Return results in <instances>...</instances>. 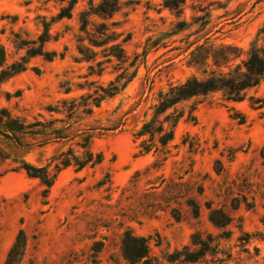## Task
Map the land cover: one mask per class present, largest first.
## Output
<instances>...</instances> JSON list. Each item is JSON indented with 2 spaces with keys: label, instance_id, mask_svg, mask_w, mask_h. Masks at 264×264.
I'll list each match as a JSON object with an SVG mask.
<instances>
[{
  "label": "rangeland",
  "instance_id": "1",
  "mask_svg": "<svg viewBox=\"0 0 264 264\" xmlns=\"http://www.w3.org/2000/svg\"><path fill=\"white\" fill-rule=\"evenodd\" d=\"M120 2L110 18L92 17L106 37L82 29L88 0L69 18L58 17L68 0H0V45L7 64L23 67L0 81V108L19 123L12 134L0 128V264L20 230L18 264H122L126 230L148 238L152 263L188 245L198 261L184 264H264V108L205 99L178 122L165 159L139 152L132 135L157 90L194 71L188 43L264 49V0H185L179 16L163 0ZM113 43L127 62L105 56ZM110 80L118 88L107 96ZM86 134L101 163L61 167L50 187L27 176V164L54 174L61 151L81 155ZM220 211L231 218L223 227L209 219Z\"/></svg>",
  "mask_w": 264,
  "mask_h": 264
},
{
  "label": "trees",
  "instance_id": "2",
  "mask_svg": "<svg viewBox=\"0 0 264 264\" xmlns=\"http://www.w3.org/2000/svg\"><path fill=\"white\" fill-rule=\"evenodd\" d=\"M78 1L82 0H68V5L60 8L58 17H71V9ZM184 2L185 0H163L162 4L179 16L182 13ZM120 8V0H98L97 2L88 0V7L79 13L82 29L86 33H91L87 32V26L92 24L95 27L93 28L94 34L98 33L107 37L101 31L102 27L98 29L97 25L92 23V17L108 19ZM38 38H40L42 50L44 42L50 38L48 24L44 25L43 31ZM109 41V39H106V41L92 44L101 46ZM197 41L188 43L183 50L190 49L187 65L192 67L194 71L182 80L169 82L165 88H159L152 103L144 112V119L140 126L133 131V138L139 140V152L148 153L153 151L154 153L162 154L165 159L170 151L169 144L174 139V130L178 122L183 117L187 120H193L197 105L215 95L225 103L247 101L253 110L264 108V49L253 43L248 48L224 42L217 44L210 40L209 37H205L200 43H197ZM105 48L108 49H104L105 56L108 59L113 57L118 64L127 62V57L119 43H113ZM137 56L139 55L136 54L134 59L129 62V66L136 64ZM83 58L89 60V57L85 55ZM99 63L100 61H96V64ZM22 69L23 67L15 62L7 64L6 52L0 45V81ZM148 82L152 83L153 81L149 79ZM108 84L109 86L104 90V94L112 96L117 92L118 85L113 80H110ZM149 88L151 89V85ZM73 107L74 103L68 110L71 112ZM233 118L237 119L238 123H244L246 116L242 112L234 111ZM18 124L17 120L13 119L6 109L0 108V128L3 132L12 134L18 131ZM57 137L61 136L57 135ZM80 137L81 141L77 144L83 148L81 155H76L71 150L67 152L61 151L54 164L56 170L54 174H51L45 166L34 167L27 164L25 167L27 176L38 178L41 184L50 187L55 174L61 167L73 165L76 170H80L86 166L93 167L101 163L102 154L95 153L90 148V135L86 134ZM259 154L261 158H264V145ZM3 158L5 157L0 150V160ZM236 208L234 205L233 209ZM214 212L215 214L218 213L217 211ZM194 214L196 216L198 211L194 212ZM215 214L209 217L215 226L223 227L229 224L230 216L221 211L218 216H215ZM26 240V234L20 230L7 252L3 264H18L24 253ZM120 248L122 264H163L151 262L148 238L135 235L130 230L123 232ZM165 260L168 264L195 263L198 261L189 252L188 245H185L181 250L175 249L174 256L166 257Z\"/></svg>",
  "mask_w": 264,
  "mask_h": 264
}]
</instances>
